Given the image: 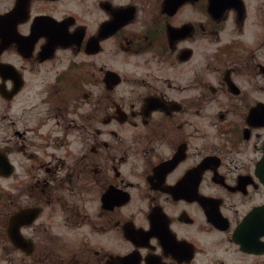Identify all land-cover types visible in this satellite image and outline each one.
<instances>
[{
    "label": "flooded vegetation",
    "instance_id": "1",
    "mask_svg": "<svg viewBox=\"0 0 264 264\" xmlns=\"http://www.w3.org/2000/svg\"><path fill=\"white\" fill-rule=\"evenodd\" d=\"M0 264H264V0H0Z\"/></svg>",
    "mask_w": 264,
    "mask_h": 264
}]
</instances>
